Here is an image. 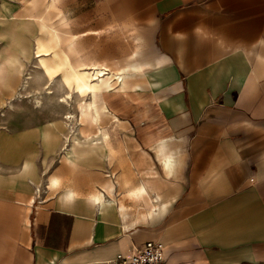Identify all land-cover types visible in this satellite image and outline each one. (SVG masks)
I'll list each match as a JSON object with an SVG mask.
<instances>
[{
    "label": "crops",
    "instance_id": "crops-1",
    "mask_svg": "<svg viewBox=\"0 0 264 264\" xmlns=\"http://www.w3.org/2000/svg\"><path fill=\"white\" fill-rule=\"evenodd\" d=\"M3 1L12 53L0 47V105L15 93L22 57L46 38L38 19H11ZM99 4L134 32L143 89L101 94L99 124L111 123L87 114L78 126L65 117L78 115L82 97L72 113L56 100L39 59V72L23 75L32 77L13 100L43 76L52 94L37 91L33 108L46 98L67 109L53 125L0 128V264H107L147 242L164 246L160 264H264V0Z\"/></svg>",
    "mask_w": 264,
    "mask_h": 264
},
{
    "label": "rangeland",
    "instance_id": "rangeland-1",
    "mask_svg": "<svg viewBox=\"0 0 264 264\" xmlns=\"http://www.w3.org/2000/svg\"><path fill=\"white\" fill-rule=\"evenodd\" d=\"M29 2H32V0H4L3 4L10 3L9 9L14 11L13 15L25 13L32 14L34 7ZM38 2L39 6L37 5V8L35 7L34 10H37V12H41L42 14L45 8V6L43 7L44 0H38ZM64 16L67 19V26L60 27L58 20ZM47 26L56 27L58 30L61 31L63 36H71L72 34L74 36H77V46L75 47L76 55H70V61L75 62V60L80 59L83 63H86V65H91L94 63L102 65L104 64L108 67V69H110L114 73L127 62L129 55L132 54L133 50L136 47V38L134 32L127 26L116 25L112 23L107 15L106 7L100 5L99 0H59V4L56 11H54L47 18ZM28 27L34 30L36 29L33 26ZM27 36H29V38L24 37V41L25 43L29 42L31 45L32 37L30 35ZM70 39L71 37L64 38L62 43H60L59 45L60 48L58 47L59 49L56 50H64L67 45V42ZM52 45L54 46L55 44ZM0 47L5 48L7 50L6 58L9 54L12 53L11 50H9L8 52L6 41L3 38L1 32ZM32 47L30 49L29 57H22L23 67L21 76L19 77L18 81L16 79L17 84L14 89L15 93L10 92L8 99L4 100L2 102V105H0V128H5L8 131L21 129L28 125H34L39 123H49L50 125H53L57 122H60L58 117L59 115L56 112L65 111V109H67V107L63 108L58 106L55 107V109L52 108L54 110H51V104L46 98H43L44 106L41 110H36L33 108V97H36V95H38L37 91H41V93L43 94L49 91V89L44 90V86L47 84V80L43 76H41V80L38 83H31L29 87H26V82H24L22 90H25V92H22V95H25L26 98L21 97L19 98V100H13V98L17 96V91L22 83V79H28L32 77H29L28 75H23L39 71L37 67L38 58L35 57V51H32ZM2 58H5V55L2 56ZM51 58H53V54L51 56L46 57L45 61L48 62V60ZM2 64L3 65L0 66L4 69L3 73H7L8 69L4 61L2 62ZM0 73L2 72L0 71ZM59 78H61V76H59ZM48 79L50 80L49 77ZM50 83L48 82V85H50V87L54 90L56 94V100L59 98L63 99L65 89L63 88L64 86L62 87V83H60L59 79H56L55 81ZM48 85L46 87H48ZM27 91L29 95H27ZM76 96L78 97V95H73V100L69 103L70 107L68 110L71 113L74 112L78 105V100ZM87 99L88 98L86 97H82V101H80L79 106L83 103L84 104L80 108V111L77 115L78 117L81 114L82 109L85 108L86 104L88 103ZM107 99L108 102L113 101V97H108ZM118 101L119 100L115 102H117L116 104L120 107V103H118ZM8 103H12L13 108H7ZM120 108L122 110H125L124 107ZM83 117L81 124L87 120ZM105 117H102L100 121V126H107L109 123H111L108 117ZM84 128L85 132L91 133V129L94 127L87 124L86 126H84ZM66 143L68 144V140H66ZM71 171L72 173H75L74 169H72ZM46 176L51 175L50 173H46ZM42 188L43 187H41V192L39 193V195H37L38 197L41 196L43 192Z\"/></svg>",
    "mask_w": 264,
    "mask_h": 264
},
{
    "label": "bare ground",
    "instance_id": "bare-ground-1",
    "mask_svg": "<svg viewBox=\"0 0 264 264\" xmlns=\"http://www.w3.org/2000/svg\"><path fill=\"white\" fill-rule=\"evenodd\" d=\"M58 3V0H47L43 13L38 17L34 16L33 14L25 13L19 15L17 14L11 16L10 18L14 19V17H16V21H18L20 17H25L31 19L35 18L40 21L41 32L46 36V38L42 37L36 40L34 54L35 57L39 59L41 70H43L45 75L50 78L51 82L54 81L55 78L61 76L60 81H62L66 90L69 91L63 97V99L60 100L61 103L68 105L73 100V94H76L80 97L89 98V102L86 104L85 108L82 109L79 117L67 115L65 119L73 121L75 119L78 122V126H81L82 117L86 114H89L91 121L94 123V125L98 126L100 125V113L106 111L104 105L100 104V107L97 106L100 103L98 100L99 96L101 94H109L113 92H125L127 89H143L142 86L144 85V81L142 80L141 69L135 62L133 54L129 55L127 62L115 73L108 69V67L104 64L102 65L94 63L91 65H86V63H83L80 59L72 62L70 61L69 56L76 55L75 37H71L64 50H53V58L49 59L48 62L45 61V58L49 56V45L53 43L56 47L60 48L59 45L64 40V36L60 30H58L56 27L47 26V18L51 15V12L55 11ZM58 21L60 27L67 26L65 19L62 18ZM46 94L51 95L52 93L48 91ZM72 127L75 126L73 125ZM97 200H99L98 196Z\"/></svg>",
    "mask_w": 264,
    "mask_h": 264
},
{
    "label": "built area",
    "instance_id": "built-area-1",
    "mask_svg": "<svg viewBox=\"0 0 264 264\" xmlns=\"http://www.w3.org/2000/svg\"><path fill=\"white\" fill-rule=\"evenodd\" d=\"M35 191V195H39L40 191L37 189ZM164 259V246L160 242H147L136 248L131 255H118L107 264H160Z\"/></svg>",
    "mask_w": 264,
    "mask_h": 264
}]
</instances>
